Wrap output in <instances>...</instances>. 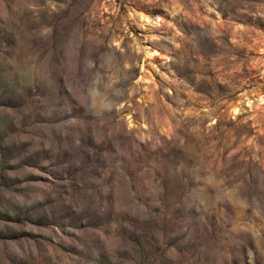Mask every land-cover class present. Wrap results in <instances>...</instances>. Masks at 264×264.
<instances>
[{
	"label": "rangeland",
	"instance_id": "obj_1",
	"mask_svg": "<svg viewBox=\"0 0 264 264\" xmlns=\"http://www.w3.org/2000/svg\"><path fill=\"white\" fill-rule=\"evenodd\" d=\"M0 264H264V0H0Z\"/></svg>",
	"mask_w": 264,
	"mask_h": 264
},
{
	"label": "bare ground",
	"instance_id": "obj_2",
	"mask_svg": "<svg viewBox=\"0 0 264 264\" xmlns=\"http://www.w3.org/2000/svg\"><path fill=\"white\" fill-rule=\"evenodd\" d=\"M144 18V17H143ZM147 19V18H146ZM236 109V108H235Z\"/></svg>",
	"mask_w": 264,
	"mask_h": 264
}]
</instances>
